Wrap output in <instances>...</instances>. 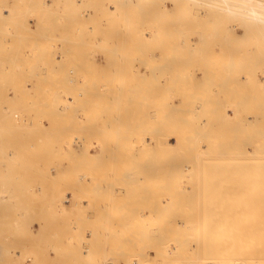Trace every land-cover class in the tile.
Here are the masks:
<instances>
[{"label": "rangeland", "instance_id": "rangeland-1", "mask_svg": "<svg viewBox=\"0 0 264 264\" xmlns=\"http://www.w3.org/2000/svg\"><path fill=\"white\" fill-rule=\"evenodd\" d=\"M163 185L263 216L264 0H0V264H53L59 231L110 252Z\"/></svg>", "mask_w": 264, "mask_h": 264}, {"label": "bare ground", "instance_id": "bare-ground-1", "mask_svg": "<svg viewBox=\"0 0 264 264\" xmlns=\"http://www.w3.org/2000/svg\"><path fill=\"white\" fill-rule=\"evenodd\" d=\"M129 8H131V7H129ZM133 12H132V14H133ZM138 16H140V15L138 14ZM45 30H47V29H45ZM125 32H126V30H125ZM42 36H43V34H42ZM138 37H140V36H138ZM128 40H129V38H128ZM143 40H142V42H143ZM134 41H135V39H134ZM180 48H181V46H180ZM120 53H122V52H120ZM230 54H232V52ZM44 61H47V60H44ZM190 107L188 108V111L193 106L191 108ZM195 109H196V107H195ZM168 112H170V111H168ZM188 113H186V114L188 115ZM195 130L198 131L197 129H195ZM149 142H150V140H149ZM166 143H167V145H171L172 141L169 140ZM248 144H250V143L248 142ZM196 145L197 144H195V147H196ZM229 147H231V146H229ZM245 150L246 149H244V151ZM201 154H202V152H201ZM217 157L219 158V156H217ZM205 160H207V159H205ZM211 161H213V160H211ZM147 174H145V175L147 176ZM151 174H149L148 176H150ZM158 176H160V175H158ZM151 177H154V175ZM188 177L190 178V176H188ZM138 178H140V177L138 176L137 179L135 177V179L137 181H140V183L142 181H144L142 178H141L142 180H138ZM189 178H188V180H189L188 184H186L185 186L190 185L189 183H194L193 181L190 182V180H192V179L191 178L189 179ZM168 180H170V179H168ZM168 180H166V181H168ZM134 183H137V182H134ZM134 185H136V184H134ZM149 185H152V179H151V184H149ZM138 186H140V185H138V183H137V185L135 187H138ZM141 186H142V184H141ZM169 187H167L166 185H163L159 189L152 188L153 193L149 194L150 198L149 199L143 198L144 200L145 199L148 200V202H147L148 204L146 206L140 207V208L132 206L133 208L131 209V217L126 216V215L125 216L116 215L117 217L114 216V217L110 218V220L107 219L108 223L106 225H102L101 228H98L99 232L102 233V231H104L109 236L115 237L116 246L112 247L111 250H109L110 252L102 250V252H99L96 255H95L96 252H93L94 255H93V253L91 254V256L89 254L88 259L82 260V259H80V256H82L81 255L82 251H76L75 250L76 246L74 245V242H73L74 235L71 234V236H68L67 238L65 237L67 239V242H65L64 239H62L60 237L61 235L59 236L60 231L58 232V234L54 233V237H55V235H57V237H55L56 238L55 242H53V243H55V245L53 244V246H55V251H56L55 252L56 256L53 257V258H55L53 260L54 261L53 264H115V260H119V261L123 262L124 264H130V263H134V262L136 264H264V199H262V201L260 200L261 203L259 202L260 203L259 208H260L261 214L263 216H261V217H258V216L257 217H253V216L244 217V216H242L244 218L239 219V218H237L238 216L235 217L234 214H233L234 216H231V215H229V213L228 214L214 213L213 211H210L209 209H206V208L200 209L197 211H195V210L185 211V210L181 209L180 207H178V203L175 201V196H176L175 194L180 193L183 190L179 191L181 188L180 189L177 188V190L176 189L172 190ZM191 188H193L192 185H191ZM138 189H140V187ZM141 189H143V188L141 187ZM192 190H194V189H192ZM148 191H151V190H148ZM186 191H187V189H186ZM186 191H184V192H186ZM149 195L147 197H149ZM139 197L141 198V196H139ZM115 207H116V205H115ZM103 208H105V207H103ZM107 208L108 207H106L105 210H107ZM199 208H200V206H199ZM108 215H110V212L108 213ZM42 230H45V229H41V235H43V233H45L44 231L42 233ZM64 232H66V231H63L62 234ZM31 233H33V232H31ZM34 235H36V233H34ZM34 235L32 234V236H31V234H30V236H28V237H30L31 242L35 241L34 243H41V242H37L36 240L31 239V237H33ZM41 235H40V239L43 237V236L41 237ZM65 236H66V233H65ZM23 237H24V235H23ZM37 237L39 238V236H37ZM37 237H36V239H37ZM62 237H64V236H62ZM26 239H29V238L26 237ZM115 239H113L112 242H114ZM20 240H22V239H19L18 241H20ZM30 240H28L27 243H29ZM45 240H47V239H45ZM24 241H26V240L24 239ZM48 242H49V240H48ZM21 243H22V241H20V244ZM42 243H44V242H42ZM17 244H19V243H17ZM106 244H107V241H106ZM28 245H27V247H28ZM33 245H35V244H32L30 246L33 247ZM15 246L17 247L20 245H15ZM77 246L78 247H84L85 251H90L89 245H87V244L82 245L79 243ZM21 247L25 248V247H23V245ZM34 249L35 248H33L32 251ZM42 249L44 251L45 247ZM23 250H24V254H26L25 252H27V249L25 248V249H22L21 251H23ZM45 252H47V251H45ZM45 252H44V254H45ZM26 256L29 257L28 254H26ZM37 256H38V254H37ZM45 256H47V255H45ZM22 259H25V258L22 257ZM37 260H35L36 264H37ZM40 260L41 259H39V261ZM41 261H43L44 264L47 263L44 261V259ZM24 263H25V261H24ZM30 263H31V261H30ZM31 264H33V261ZM48 264H50V263H48ZM51 264H52V262H51Z\"/></svg>", "mask_w": 264, "mask_h": 264}]
</instances>
